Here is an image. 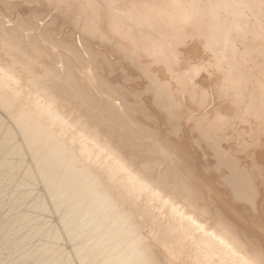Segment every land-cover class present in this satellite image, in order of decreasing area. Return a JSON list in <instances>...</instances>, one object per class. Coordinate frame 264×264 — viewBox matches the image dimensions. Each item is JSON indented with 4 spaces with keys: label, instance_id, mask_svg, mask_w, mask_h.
<instances>
[{
    "label": "bare ground",
    "instance_id": "obj_1",
    "mask_svg": "<svg viewBox=\"0 0 264 264\" xmlns=\"http://www.w3.org/2000/svg\"><path fill=\"white\" fill-rule=\"evenodd\" d=\"M47 1H49V0H47ZM55 1L57 2L55 4L60 6L68 0H55ZM73 1L78 2L76 9H79V11L83 14L82 18H83V16L86 17V18H84L85 19L84 23H82V21H80L82 24L81 23L78 24V26L80 24L84 25L83 29H81L80 32H82L85 28V30L87 32V33L84 32V34L86 33L85 35H87L88 33H92L94 36L95 35L97 36L98 34H100L99 31L102 30L103 26L101 27V30H98L99 28H97L96 21L99 19V16L101 14V13L99 14V10L103 11L104 9L105 10L107 9V11L110 12V13L108 12L109 13L108 17L110 18L111 23L114 26L116 33L117 32L120 33L122 31V34H125V33L130 34V32L132 31V30H130V28H132V27H130L131 25H129V22H127V21H129V15H130L129 10L132 11V9H129L128 7H123L122 11H121V9H120L121 8V6H120L121 1L120 0H119L120 2L118 0H78V1L73 0ZM124 1H127V0H122V2L125 4ZM128 1H130L131 3L133 2L132 4L137 3V5H136L137 7L135 5H134L135 7L130 6V8L131 7L133 8V11L131 12L133 14H131V15H134V17L136 18V21H134L135 19L132 20L133 18L130 15L131 16L130 22H132V24L134 22H136V23L138 22L139 24L142 25V26L140 25L141 27H139V29L137 30L138 35H136L135 40H136V38H137V40L140 39V40H138V42L141 41V43H143L145 41L144 46L140 45V46H142V48L144 47V51L147 50V51H149L148 53L153 52V53H155V55L158 54L159 57L160 56H161V58L164 57L165 60H170V58H172L173 55L176 58L177 51L175 50L176 47L174 46L176 40L178 42L181 40L180 38H184V36H187L189 33H193V32H194L193 33L194 35H198V34L201 35L202 34V35L206 36L203 38H204L205 43L208 41L207 42L208 46L210 43H211L210 45H213L215 43L218 45V43H220L219 45L222 44V49H223V46L226 47L225 42L227 44V41H230V40L233 41L234 38H232V35L230 34L231 29L235 23H238L236 20L239 19L238 17L242 12L240 7L237 4V2L240 4V1H242V0H222L225 3H227V5H226L223 2L224 6L225 5L227 6V11H228V13L226 12L225 14L221 13V11H220V10L225 9V8H221L218 10V7H217L218 1H216V0H128ZM52 2L53 1H51V2L49 1V3H52ZM115 2L117 3V5L115 4ZM131 3H130V5H132ZM242 4H245V6H247L246 3H242ZM248 4L252 9L253 8H259L261 11H258L259 9L258 10L254 9V11L256 10V12H257V13L255 12L256 14L255 13L254 14L256 15V17H258L257 16L258 12L259 13L261 12L262 14L260 13L261 14L260 18L263 17V20H264V16H263L264 15V0H250ZM51 6H53V4ZM54 6H56V5H54ZM124 6H126V4ZM251 8L250 9L248 8V10L252 14L254 11L251 12L252 11ZM123 9L124 10L127 9L128 12L124 11ZM0 10H1V8H0ZM5 11H6V13H8L7 10H5ZM107 11H106V14H107ZM125 12H127V13H125ZM27 14H29V13H27ZM254 14H253V17H254ZM12 15H14V14L12 13ZM49 15H51V14H49ZM80 15H78L79 18L81 17ZM1 20H3V19H1ZM42 20H44V19H42ZM39 21H40V19H39ZM76 21H78V20H76ZM259 21H258V23H259ZM1 22L2 21H0V23ZM99 22H100V20H99ZM3 23L5 25V22H3ZM139 24H138V26H139ZM148 24H151V25H148ZM15 25H17V24H15ZM128 25H129V27H128ZM145 25H148V27L151 26L149 28L152 30H150ZM152 25H153V28H152ZM256 25H258V24H256ZM136 26H135V28H137ZM251 26H252V24H251ZM259 26H260V24H259ZM4 27H6V26H4ZM11 27H13V26H11ZM256 27H258V26H256ZM19 28H21V27L19 26ZM236 28L240 30V29H244V26L242 24H238V25H236ZM133 29H134V27H133ZM2 30L0 32H2ZM27 30H28V28H27ZM39 30H41V29H39ZM247 30H250V29H247ZM43 31H44V29L42 30V32ZM45 31H46V28H45ZM233 31H235V30L233 29ZM250 31H248V32L250 33ZM104 32H102V33H104ZM115 32L113 34H115ZM123 32H125V33H123ZM236 32H238V31H235V34H237ZM135 33H136V31H135ZM249 33H247V34H249ZM253 33H254V30H253ZM32 34L30 33L31 37H32ZM41 34H43V33H41ZM41 34H40V36H41ZM6 35H7V33H6ZM25 35H29V34H25ZM103 35L104 34L101 35L102 38L100 36V39H103L105 41V38H107V36L105 38H103ZM117 35H119V34L117 33ZM239 35H242V34H239ZM31 37L29 36V38H31ZM98 37H99V35H98ZM125 37L127 38V35ZM188 37H190V35ZM188 37H186V39ZM11 38H13V36L10 35V39ZM20 38L22 39L21 36H20ZM39 38H41V37H39ZM108 38H110V37H108ZM114 38L115 37H113V39ZM128 38L133 39V35L132 36L128 35ZM197 38H199V37H197ZM227 38H228V40H227ZM18 40L19 39H17V43H21V40L19 42H18ZM46 40L48 41V39H46ZM108 40L106 42L110 43V41H112L110 39H108ZM10 41L11 40H9L8 43H10ZM43 41L45 42V40H43ZM13 42H15V41L13 40L12 43ZM35 42H36V40H35ZM35 42H33V43H35ZM49 42L50 41H48V43ZM0 43H1V41H0ZM24 43L25 42L23 41V44ZM27 43H28V41H27ZM4 44L5 43H3V45ZM131 44H133V46H135L134 43L131 42ZM13 45H14V43H13ZM21 45H22V43H21ZM24 45H22V46H24ZM96 45H98V44H96ZM113 45H115V44L113 43ZM113 45H111V46L113 47ZM227 45H229V44H227ZM230 45H233V42H232V44L230 43ZM8 46H9V44H8ZM19 46H20V44H19ZM55 46H56V44H55ZM89 46H91V44H89ZM138 46H136V47H138ZM233 46H235V45H233ZM1 47H3V46H1ZM10 47H12V46H10ZM40 47H42V46H40ZM74 47L73 46L71 47V48H73L72 50H74ZM77 47H80V46H77ZM121 47H123V46H121ZM248 47H250V45ZM16 48H17V46H16ZM116 48L120 49L118 46L114 47L115 50H116ZM31 49H33V48H31ZM37 49H38V47H37ZM81 49H83V48H81ZM94 49H95V52L97 54L96 46L94 47ZM97 49H99V47ZM122 49L125 51L127 49H125L124 47L121 48L120 51L122 52L121 54L123 55L124 51ZM194 49H196V48L194 47ZM50 50H53V49H50ZM89 50L92 51V49H89ZM227 50H229V49H227ZM30 51L32 52V50H30ZM33 51H36L35 45H34ZM142 51H143V49L140 51L141 54L144 52V51L143 52ZM231 51H232V49H231ZM253 51H255V49ZM17 52L18 51H16V53ZM31 52H30V54H31ZM51 52H54V51H51ZM51 52H49V56H50L49 59L54 58L53 55H52L53 57L50 55ZM131 52H128V50H127L125 52V54L131 53ZM138 52H139V49H138ZM12 53H11V57H12L11 59H14L13 61H15L16 65L21 63V64H23L21 66H26V64L29 62L28 63L29 65L33 64L34 66L39 65V67L40 66L42 67V65L44 64L46 66V68L49 67L47 65V63H45L43 61L41 64L36 63L37 60L32 61L33 56L35 58L36 55H33L32 58L31 57L26 58L27 56L25 55L26 57L22 58L23 57L22 55H24V54L13 53V54H15V55H13ZM39 53H41V52H39ZM43 53L45 54L46 51H43ZM145 53L146 52H144V54ZM148 53H146V54L149 55ZM81 54H82V52H81ZM132 55H127L126 56L127 59L131 60L130 56H132ZM20 56H22L21 59H20ZM165 56L166 57L170 56V57H169V59H167ZM8 57H10V56H8ZM36 57H38V56H36ZM85 57H87V56H85ZM115 57L116 56H114L113 58H115ZM119 57H120V55H119ZM174 57H173V59H171V61L174 60ZM40 58H42V56ZM65 58H66L67 62L70 59L69 56H66ZM132 58H133V60H135L134 55L132 56ZM30 59H31V61H30ZM116 59H117V57H116ZM122 59H124V57H122ZM127 59H126V61L123 60L124 62L121 61L122 63H124L123 66L127 65V63H126L128 61ZM140 59H142V58L140 57ZM10 60H9V62H10ZM63 60H65V59H63ZM71 60H73V59L71 58L69 60V63ZM111 60H112V58H111ZM157 60H159V59H157ZM13 61H11V65H12ZM39 61H41V60H39ZM159 61L161 62V60H159ZM9 62L6 63V65H8ZM138 62H140V61H138ZM162 62H164V61H162ZM173 62L174 61H172V63ZM229 62L231 64V66H233L234 69H235V67H237L239 65L237 63V60H235V59H231ZM142 63L144 64V62H142ZM142 63H141V65H142ZM170 63L171 62H169L167 64V66H169ZM70 64H72V63H70ZM95 64H97V63H95ZM131 64H132V61H131ZM136 64H138V63H136ZM6 65L0 64V111H1L0 112V210H1V208L5 202H7V205L8 204L10 205V209L6 213L1 212L2 215H4V216H2L3 219H2V217L0 219V264H5V262H6V264H7V262H9L11 264H75L76 263L74 261L75 257L79 261L80 264H161L160 261H159L160 263L158 262V260H157L158 258L155 259V255H153V253H152L153 251L151 250L152 248L149 247V243H148L149 240H147V237L143 234L142 227L139 224V220L135 219L137 213L140 217H144V219L146 220L145 225H147L150 233H152L155 236L159 232L161 233V236H163L165 241H162V240L160 241L158 238H156V237L155 238L158 239L159 240L158 242H160L162 244V250H163L162 252H165V253H163V254H166L165 256H167V254L169 255V257H167V258H169V260L174 261V260H172V258L173 257L176 258V260H177V261H175L176 263H172V264H264V251L263 252L261 251L262 249H260V247H261L260 245H258L259 248L257 246V244H259V243H257L258 242L257 236L259 234L258 235L256 233L254 234L255 238L257 240L253 239L254 240L253 241L252 239H250L251 235L249 236L250 233L248 232L249 230H252L250 228H254V227L257 228V232L258 231L260 232V230H262L264 232V229H262V227L259 228V226L257 225L259 218L255 221L256 226H253L254 224L250 223L251 222L250 221L249 222L250 228L247 226H246L247 227L246 228L244 224L247 225V223H245L244 220L242 221L240 216L236 220V217H238V216L235 217L234 214L231 213L232 211L234 212V210H229L230 208H228V205H226L228 202L224 203L222 201L220 203H217V204H213V202H214L213 201L212 202L213 206L214 205H216V206L213 207L212 210L205 211L206 208L204 207L205 205L203 206V203L201 204L202 207H201V205L197 204V202H198L197 200H198V196H199V195L197 196L198 192L197 193L194 192V191H200L201 192L202 188L200 190L198 187H197L198 190L194 189L195 188L194 186H193V188H191L189 185H191L192 181L190 183V181L188 180L189 182L187 181V183H190L188 185L186 183L185 179L181 178V180H180V177H182V176H180L179 173H175V174L172 173V175L175 177V180H176V181L174 180V177H171V179L173 178L174 183L172 182V180H170L172 183L169 181V179L165 180V177L167 178V176L165 175L166 174L165 172H163V174H161V176L158 175L156 177H152L151 175L147 174L146 170L149 169L148 168L149 165H147L146 163H149L151 161L147 162V159L146 160L144 159L147 156V152L145 155V152H143L142 149H141V151L144 153L145 157L143 158V160L139 161L141 163V165L140 166L136 165L138 167H135L136 163H134L135 162L134 160H137L138 158L133 159L132 157L136 153L133 152L134 154L131 155L132 157H130V155H129L130 153H128L126 150L127 147L123 146L125 148L124 150L121 149L122 147L121 148L119 147V144L122 143L120 141H122L123 139L132 140L133 138H135V137H133L131 139V136H129V135L127 136L128 132L123 134V132H125L124 127L126 125L123 127L124 130L121 129V130H123L122 134L123 135L126 134L125 136H123L120 133L121 132V130H119L120 128L118 129V127H119L118 124H117V127L115 126V124L112 125V126L116 127V128L115 127L114 128H115V130L117 129L118 132L114 131V130L112 131V129H114V128H110L112 126L109 127V130L107 129L108 133H102L101 130L98 129V128H100V127H98L100 125L99 121L100 122L103 121V122H101L102 123L101 126L103 124L106 125L108 123L106 120V117H107L106 115H105L106 117L104 118L105 121L103 120V116L101 117L102 120H101L100 116L98 117V119H97V117H95L97 120V123H98L97 127L95 126L97 129L94 127V125H96V122L92 126L91 124L93 122L89 121V124L91 123L89 125V124H87L88 122H86V121L84 122V120L77 118L79 116L81 117L82 112H80L79 116L76 117L77 121L75 120L74 117H73V119L75 121L72 119V115L75 112H77L78 109H77V111L72 113L73 110H76L75 109L76 107L74 108V106H73V108H72V106L70 104V102H71L70 98L68 100L66 99V101H65L66 94L64 93V90H62V88H61V87H64L62 85L64 83H67V84H65V86L66 85L68 86V84L70 82H72L71 85L74 83L81 90L79 88L77 90L76 86L74 84L73 85L75 87H72L70 89H73V92H74V89H76L77 91L80 90V93L83 92V94H84L86 91L83 90L82 87H90V84L88 85V83H87L88 86H85L86 82L83 81V79H80L79 77L78 78L81 80V82L79 79L78 80L75 79V78H77L76 75L73 77H74V80H77V81H74L72 78V75H70L66 71V75H65V73L63 74L64 79L63 78L62 79L65 80V79L69 78V79H71V81H69V82L61 81V82H63V84L60 85L61 87L60 86L59 87L61 88V92L64 93V95H65L64 96V95H62V93L59 94V91L57 92V90H54L55 87L53 89H51L52 87L50 85L54 86L53 85L54 81L51 84L49 83L50 80H48L49 82L45 81L48 78L51 79L50 76L53 75L51 72L55 68L54 66L50 65L53 68V69H51L52 71L50 70V68H47V69H49V74L51 73V75L48 76L49 74H47L48 78L46 79L47 76L45 77V75H46L45 71L47 72V70L45 69L44 66H43L44 70L42 68L41 69L43 70V72H44L43 74H45V75H42V73H36L38 70H35L34 67L28 65L27 67H29V69L31 68V70H33L32 68H34V70L36 71L35 72L36 75L33 74L34 76H32L30 78L28 77L29 78V80H28L29 84H27V83L25 84L23 80L21 82V80H20L21 74H19V75L17 74V72L15 70L16 68L11 69V67H14V65H12V66L10 64H9L10 66L9 65L6 66ZM73 65L74 64H72V66ZM172 65L173 64H170V67L172 69L171 73L173 75H175L177 78L181 79L183 82H185L184 80L186 78H188L187 77L188 69L187 70L181 69L180 71H177L176 69L172 68ZM55 66H57V65H55ZM112 66H113V64H112ZM115 66L117 67V70H118L119 68L117 65H114L113 68H115ZM132 66H133V64H132ZM67 67H69V65ZM170 67H169V69H170ZM239 67H240V65H239ZM17 68H18L17 70H19V67H17ZM82 68H83V66H82ZM140 68H142V67H140ZM145 68H147V67H145ZM148 68H149V66H148ZM243 68L244 67L240 68V70H236V69L235 70L238 73L242 74ZM23 69H24V67H23ZM151 69H157V68L154 67ZM39 70H40V68H39ZM73 70H71V71L69 70V72H73L71 74H75ZM76 71L77 70H75V72ZM95 71L96 70H93V72H95ZM147 71H148V69H147ZM147 71H145L146 74L149 72V71L148 72ZM247 71H249V70H247ZM131 72H133V71H131ZM58 73H60V72H58ZM58 73L54 74V77H56V75H58ZM150 73L151 72H149L148 74H150ZM247 73H245V76L249 75V73L248 74ZM67 74H69V75H67ZM125 74L123 77L126 76ZM151 74L149 76H151ZM160 74H163V71ZM40 75H41V77H40ZM64 75H65V77H64ZM77 75H78V73H77ZM158 75L159 74H157L156 76H158ZM191 75H192V73H191ZM43 76L45 77V80H43V78H44ZM78 76H80V75H78ZM101 76H102V74L100 75V77ZM147 76L148 75H145V77H147ZM152 76H154V75H152ZM189 76H190V74H189ZM37 77L39 79H41L42 77L43 78L41 80H39ZM54 77L52 79H54ZM163 77H164V74H163ZM156 78L157 79H155V80H158L156 82L161 84L162 82L161 81L159 82L158 77H156ZM152 79H150L152 82L155 81ZM188 79H190V78H188ZM93 80H94V78H93ZM95 80H96V78H95ZM103 80H102V82L105 84L106 79L103 78ZM126 80L127 79H125V81ZM160 80H162V78ZM56 81H58V80L55 79V84H56ZM129 81H131V79H129ZM137 81H139V80H137ZM82 82H85V83H82ZM97 82H98V80H97ZM107 82H106V84H108L107 87L108 86L110 87L109 84H111V83H109V81H107ZM152 82H151V84H152ZM187 82H189V80L186 81V84H189V85H185V83H184L185 88L192 91V93L195 94L198 90V89L196 90V88H199V86L201 84L197 83L193 80H191L190 83H187ZM58 83L60 84V82H57V84ZM103 83H101V86L103 85ZM151 84H149V85L152 86L151 87L152 89H154V87L159 86V85L155 86V85H153V84L151 85ZM96 85H99V84H96ZM170 85H171V82H170ZM70 86H68V87H70ZM163 86H164V83H163ZM206 87L208 88V86H206ZM48 88H50V90H48ZM111 88H112L111 94H112L113 90L117 91L116 89H113L114 88L113 86ZM160 88H161V90H159L160 96H162L164 98H166L167 96H171L170 92L167 91L166 88L162 87V84H161ZM173 88L171 87L172 90H173ZM65 89H67V87ZM102 89L103 88L101 87V90ZM152 89H151V91H152ZM155 89H154V91H157ZM58 90H59V88H58ZM120 90H122V87ZM125 90L126 89L124 87V91ZM143 90H142L143 95H140L141 90L139 91L140 93L138 92L139 95H137L138 94L137 92H136L137 94H135V92L133 91L134 96L137 95V97H138V99H137V97H135V99H137L139 101V103L137 100H135V101L138 103V107H140V109L146 108V107H142L141 106L142 104H140L141 102L143 103L142 99L139 100V98L141 96L142 97L144 96ZM54 91L58 93V96L62 95V98H64V100L58 99V97H55V95H57V94L54 93ZM65 91L68 92L67 94L69 96V94H70L69 90L68 91L65 90ZM77 91H76V93H77ZM104 91H102V92L104 93ZM122 91H120V92L123 93ZM126 91H128V93L130 92L129 90H126ZM199 91L197 92L198 94H200ZM205 91L206 90L202 91V92H204L202 94L203 96L205 95ZM73 92L71 90V97L73 99L80 97L77 94H76L77 96L75 97V95H74L75 92H74V94H73ZM120 92L118 91L117 93L119 94ZM89 93H92V92H89ZM121 93L119 94V96H122ZM83 94H81V95H83ZM93 94L94 93H92V95ZM114 94H112V97H113V95L115 97H117L115 92H114ZM127 94H126V98L128 97ZM129 94H131V92ZM154 94H155V92H154ZM206 94H207V91H206ZM86 95H90V94H87V92H86ZM108 95H110V94H108ZM147 95H148V93L145 96H147ZM150 95H149V97L152 98V96H150ZM156 95H153V96H156ZM172 95L174 96L175 93H173ZM94 96H95V94L91 97H94ZM123 96L124 97L122 98V100L125 98V95H123ZM205 96L207 98V95H205ZM86 97L84 94V97L82 99H80L81 101L78 98L77 101H75V102L73 101L74 104L72 102L71 103L73 105H75V103L77 102V105L79 106V102H78V100H79L81 102V104L84 102L83 105L86 103H87L86 105H88V103L90 104V102H88V101H90L92 98L90 99L87 97L89 100L86 102L87 99L84 100V98H86ZM176 97L174 96L173 99H175ZM178 97H180V95ZM96 98H97V96H96ZM101 98H102V96H101ZM184 98H187V97H183V99ZM113 99H116V98H113ZM154 99H155V97H154ZM168 99L169 98H167V101L165 99L167 107L169 104ZM176 99H178V98H176ZM60 100H63L65 102V104L61 103V105H60V102H61ZM82 100H83V102H82ZM175 100H173L174 103H175ZM178 100H182V99L180 98ZM184 100L182 103L185 106L186 103L184 102ZM58 101H60V102H58ZM96 101H94V103H96ZM124 101L125 100H123V102ZM144 101H146V100L144 99ZM147 101H148V99H147ZM150 101H151V99H150ZM150 101L147 103L148 105L151 103ZM66 102H68L70 104L71 108L73 109V110H71L72 114L70 113L69 115H67L69 108L68 109H66V108L68 107L69 104ZM104 102H106V101H104ZM131 102L134 103L133 100H131ZM153 102L151 104H155ZM186 102H188V101L186 100ZM92 103H93V100H92ZM94 103L92 104L91 108L95 105ZM127 103H125L126 106L125 105L124 106L125 107L128 106L127 107V109H128L130 107V105L129 104L127 105ZM105 104L106 103H103L104 107L110 103H108L106 105ZM176 104H178L179 106L181 105L179 103H176ZM62 105H67V107L65 106L66 107L65 109L68 110L67 112L65 110V113H63L64 108H62ZM96 105H98V107H99V105L102 106V104H97V103H96ZM171 105L169 106V108L167 110H166V108L163 107V109L165 110V113H167L168 110H170V113H171V107H172ZM134 106H137V105H134ZM143 106H145V104ZM174 106H175V104L173 105L172 110L177 111V113L185 112L183 109L181 112L180 111L178 112V110L174 109ZM179 106H177L178 109H179ZM84 107L81 108V106H79L78 107V108H80L79 111H81ZM104 107H100V108L102 109ZM106 107H108V106H106ZM112 107H110V110L112 109L114 111L115 109ZM155 107L154 108L150 107V109H152V110L156 109L157 107L156 108ZM86 108H88V110ZM188 108L186 107V109L189 112ZM94 109H96V108H94ZM129 109L126 110V108H125V110L127 111V114L130 113L128 111H131V110L135 111L136 110V109H131V108H129ZM2 110H3V112H2ZM89 110H90L89 106L88 107L86 106L83 109L82 116L84 117V119L86 118V120L88 119L89 116L92 118V114L89 115V113H91V112H88ZM91 110H93V109H91ZM107 110H104V111H107ZM144 110L145 109H143L144 113L150 112V111H144ZM146 110H147V108H146ZM95 111L96 110H94L93 113ZM97 111L100 112L101 110L99 111V108H98ZM123 111H124V108H123ZM138 111H139V108H138ZM196 111H197V108H196ZM110 112H108L107 115H109ZM135 112L138 113L137 111H135ZM139 112H141L143 114L142 110ZM77 113H79V112H77ZM77 113H76V115H77ZM84 113L85 114L88 113V114H86L88 116L86 117V115ZM160 113L158 115H161L164 112H162L161 114ZM101 114H104V113H101ZM113 114H114V112H113ZM148 114H150V113H146L145 116L143 114V116L144 117L149 116V118H152ZM152 114H153V112H152ZM171 114L175 115L174 111ZM171 114H169V115H171ZM181 114L180 115L182 117H183V114L187 116V114H185V113H181ZM195 114L194 115L190 114V116L192 115L194 118V116L198 115V114L197 115H195ZM125 115H126V113H125ZM164 116L166 117L167 114ZM178 116H179V114H177V116L175 115V117L173 116V118H176L177 120L180 119L179 122H181V117L179 118ZM186 116H184L185 119L186 120L189 119ZM190 116H188V117H190ZM153 117H155V116H153ZM93 118H94V116H93ZM93 118L91 120H93ZM107 118H109V117H107ZM190 118L192 119V122H194L193 120H196V118L195 119H193L192 117H190ZM152 119H154V121L153 120L152 121L155 122V118H152ZM108 120H110V119H108ZM174 120H173V122H175ZM80 121H82V122H80ZM138 121L139 120L137 119V124H138ZM78 122L80 124H78ZM104 122H106V123H104ZM114 122L116 123V121H113V123ZM162 122L164 123V121H162ZM197 122H199L198 119H197ZM197 122H195V123L197 124ZM121 123L123 125L126 124L125 122L123 123L122 121H121ZM176 123H177V121L175 122V124ZM200 124H201V122H199L198 126H200ZM171 125H172V123H171ZM108 126H109V124H108ZM141 126L140 127L143 128V125H141ZM162 126H163V124H162ZM106 127H107V125H106ZM106 127L104 128V126H103L102 129L104 128L106 130ZM126 127H127L126 131H128L129 125ZM172 127L174 128L175 125L171 126V128ZM187 127H189V126H187ZM144 128H145V126H144ZM147 128L150 129V127H148V126H147ZM157 128H159V127H157ZM171 128L170 129L168 128V129L171 130ZM176 128H174L173 130H175ZM200 128H202L201 131H202V134L204 136V137L203 136L202 137L200 136V137L202 139L206 138L204 140H206L208 142L210 141V143H212V144L209 143L210 146L214 144L215 139L216 140L218 139V141H216L217 143H215L216 146H214V148L218 152V155L220 157H222L221 158L222 160L221 159L219 160L218 159L219 156H217V161H220L221 163L223 161L224 163H222L223 165H221V163H220V165H218L217 168L219 166H223V170L220 168L221 169L220 173L224 174V172H226V170H224V169L227 168V167H225V165H226L225 163H227V165L229 167L228 169H230V170H228L230 172V174H228L226 172L228 175L225 173L226 176L225 175H223V176H225V178L228 176L227 177L228 182L230 183V187L232 188L233 192L236 194V197H238L239 199H244V200L247 199L245 197L248 195V191L252 188L251 187L248 189V187H250V185H251V179H250L251 176L249 177V174L253 175V173H250L247 169H244L243 168L244 164H243V166L240 165L241 161L235 163V160H237V159L233 160L234 156L231 155L233 158L232 157L229 158L230 156L227 157L228 151H225V149H224L225 147L220 146L219 142L221 143V141H223L221 139L229 138L228 134H224L223 136L220 134L221 136H218V135L216 136L217 132L214 133L213 131H211V127H209V124L201 125ZM104 129L102 131H104ZM150 130H154V129H150ZM155 130H154V132H155ZM165 130L167 131L166 128H165ZM173 130H171V131H173ZM190 130H191V128H190ZM111 131L113 132V135L120 134V136L117 138V140L115 138V140L117 142L119 141L118 142L119 144H117V142H115L113 139H111V140H113L114 143L107 140V138L109 136H112V134L110 133ZM177 131H179V130H177ZM198 131H200V129ZM114 132H116L117 134ZM154 132H153V134H155L154 136H156L157 134L160 133L159 131H158L159 133L156 132L157 134ZM168 132H170V131H167L166 133H168ZM193 132L194 131H192V133H191L192 135H193ZM211 132L214 133L213 136H212ZM187 133H188V131H187ZM103 134H106V135L108 134L107 135L108 137H105V135L103 136ZM148 134L150 135L151 133H148ZM153 134H151L150 138L152 137ZM169 135H170V133H169ZM195 135H194V137H195ZM188 136H189V134H188ZM128 137H130V138L127 139ZM167 137H168V135H167ZM113 138H114V136H113ZM180 138H181V136H180ZM180 138H178V139H180ZM183 138H185V137H183ZM190 138H191V136H190ZM196 138H195V140H196ZM208 138H210V140ZM108 139L110 140V138H108ZM155 139L156 138H154V140ZM159 139H160V137H159ZM159 139L157 138V140H159ZM191 140H194V138H192ZM196 141L200 142V140H196ZM212 141H214V142H212ZM109 142H111V143H109ZM145 142H146V140H145ZM170 142H171V140H170ZM180 142H182V141H180ZM197 142H195V143H197ZM115 143L118 145V147L116 146ZM128 143L126 142L125 144L130 146V144H128ZM148 143H150V142H148ZM151 143H153V142L151 141ZM168 144L173 145L170 148H174V146H175L174 144H172V142L169 143V141H168L166 143L167 148L170 146V145L167 146ZM198 144H196V145H198ZM120 146H122V145L120 144ZM132 146H134V145H132ZM135 146H137V145H135ZM200 146H202V145H200ZM140 147H141V145H140ZM118 148H120V149H118ZM129 148H131V146ZM175 148H177V144H176ZM214 148L212 146L213 150H214ZM164 149L166 151V148H164ZM215 150H214L215 153L214 152L213 153L216 156L217 153ZM141 151L138 153V156L142 155ZM150 151L152 152L153 150L149 149V153H150ZM176 151L177 152L179 151L177 153V154H179L182 150L180 151L177 148V150H175L174 152H176ZM185 151H187V149L186 150L184 149V152H182L184 156H185V154H184ZM194 151H196V150H194ZM160 152H161V150H160ZM188 152L186 153L187 155H189V156L193 155V152H190L191 154H189ZM202 152H204V150ZM140 153H141V155H140ZM164 154H166V153H164ZM230 154H231V151H230ZM179 155L182 158L181 153ZM196 155L200 156L199 152ZM228 155H229V153H228ZM189 156H187V158H189ZM193 156L195 157V155H193ZM197 156H196V159L198 160ZM139 158H141V157H139ZM161 158H163V156ZM235 158H236V156H235ZM190 159H188V160H190ZM199 159H200V157H199ZM207 159H208V156H207ZM238 159H240V158H238ZM241 159H243V158L241 157ZM138 160H140V159H138ZM160 160H162V159H160ZM169 160H170V158H169ZM158 161H159V159L158 160H156V158L153 159V161H152L153 164H150L151 170H152V168L154 169V167H152V165L154 166ZM162 161H164V159ZM170 161L172 162V160H170ZM208 161H209V159H208ZM237 161H239V160H237ZM205 164H207V163H205ZM139 167L140 168L142 167L143 169H139ZM201 167H203V166H201ZM214 167L216 168L215 165H214ZM244 167H246V166H244ZM174 170H178V168H176ZM187 170H190V169H187ZM193 170H194V168H193ZM210 170H211V166H210ZM218 170H219V168H218ZM245 170H247L249 174ZM196 172H198V171H196ZM191 174H193V173H191ZM211 174H212V172H211ZM221 174H220V176H221ZM214 175H217V174H214ZM214 175H213V177H215ZM193 177H194V175H193ZM161 178H164L165 182H162L163 184H161V180L163 181V179H161ZM183 178H185V176H183ZM253 178H254V175H253ZM255 178H254L253 182L255 181V184H256ZM193 180H197V179H193ZM208 180H209V177H208ZM212 180H217V178H215V179L212 178ZM209 181H211V179ZM37 182L44 184V186H45V189L43 190V191H45L44 193H40V191H39L40 194H35L36 190L34 189L35 186H33V185H35V183H37ZM194 182H196V181H194ZM194 182H193V184H194ZM201 182L203 183V181H201ZM226 182H227V180H226ZM226 182H225V184L227 185ZM202 183L200 185L199 184L198 185L200 187H202L203 186ZM206 183H208V182H206ZM213 183H214V185L213 184H210V185L215 186V184L217 182L213 181ZM210 185H209L210 188H208V190H205V187H204L205 191L202 190L203 193L205 192V194H206V191L208 192L209 189L211 190L212 187ZM217 185L218 184H216V186ZM204 186H206L205 183H204ZM216 186L214 187L213 190H215V188H216V190L218 188H220V187H216ZM255 186L257 187V185H255ZM224 187H226V186L224 185ZM258 187H259V185H258ZM226 189H224V190H226ZM257 189H260V187ZM213 190H211L212 194H213ZM255 190H256V188H255ZM222 192L223 191L221 189V193ZM225 192L227 193V190ZM225 192H223V193H225ZM249 192L251 195V192H253V191H249ZM209 193H210V191H209ZM221 193H218L219 196H221L220 195ZM218 194H216V196L210 195L212 198L213 197L216 198V199L214 198L215 202L219 198V196H217ZM252 194H254V193H252ZM207 195L208 194H206V196ZM258 195H260V194H258ZM46 197L48 199L50 198V201H51L50 203L53 204V208H54L53 211H55L56 213H59V220H60L59 222L65 231V235L62 233L61 228L57 223H56L57 225L56 224L54 225V223H53L52 226H50V225L48 226L45 222H42V221H44V219L42 221L40 220L41 214H39V212L40 211L45 212L46 210H49L47 207V204L44 202ZM202 197H203V195H202ZM248 197H250V196L248 195ZM261 197L264 198V196H260V198ZM255 198H256V196L254 197L253 200H255ZM202 199H204V198H202ZM219 199L217 200L218 202H219ZM229 199H233V198H229ZM248 199H249V201H248ZM248 199H247L248 202L251 201L253 203L252 204L250 202V204L255 205L254 204L255 201L253 202V200H250V198H248ZM123 200H126L128 203L124 202ZM208 200L209 199L206 198L205 201H208ZM260 200H262V199H260ZM209 201H208V203H209ZM233 201H235V200H233ZM200 202H201V200H199V204H200ZM230 202H232V201L229 200V203ZM257 202H258V200H257ZM209 205L212 208L211 203H209ZM232 205H237L236 208L238 207V204L233 203ZM257 205H255L256 207L254 206L255 209L258 207ZM24 206L28 207V211H26V212L20 211V209L23 208ZM49 206H51V205H49ZM259 206H260V204H259ZM51 211H52V209H51ZM204 211L207 212L208 215H206L204 213ZM238 211H239V209H238ZM258 211L260 213V209L258 210V208H257V212ZM202 212H203V214H202ZM12 213H13V215H11ZM245 214L246 213H244V215ZM246 215H248V214H246ZM249 215H250V212H249ZM245 216H244V218H245ZM248 217H249L248 220H250L251 218H253V215L251 214ZM259 217H260V215H259ZM254 218H255V216H254ZM238 219L239 220L241 219V221L244 224H242V222L239 221ZM246 219H247V217H246ZM234 220H235V222H234ZM248 220H246V221L248 222ZM236 221H238V222L236 223ZM253 230H256V229L254 228ZM262 231H261V234H262ZM250 232H252V231H250ZM253 233L254 232H252V235H253ZM63 235L66 236L70 240V242L73 243V245L72 244L71 245L73 246V251H74L73 253L75 254V256H74V254L72 256L71 252L70 253L66 252V250L64 249L65 247L62 246L63 243H60L64 238ZM36 236L40 237L39 238L40 242H38L37 244H35V243L31 244L30 242H31L32 238L34 239V237L36 238ZM262 236H263V234H262ZM260 238H261V236H260ZM260 238H259L260 241L262 239H264V237L261 239ZM255 241L257 244H255ZM261 243H262V241H261ZM262 245H264V243H262ZM263 247H261V248H263ZM183 249H185V251ZM5 251H8L7 252L8 257L7 256L5 257V255H6V254H4ZM180 253H183V256L180 257L179 256ZM15 254H18V255H15ZM4 257H5V259H4ZM169 260H167V261H169Z\"/></svg>",
    "mask_w": 264,
    "mask_h": 264
},
{
    "label": "rangeland",
    "instance_id": "obj_2",
    "mask_svg": "<svg viewBox=\"0 0 264 264\" xmlns=\"http://www.w3.org/2000/svg\"><path fill=\"white\" fill-rule=\"evenodd\" d=\"M9 1V2H8ZM49 1L51 2V1H53L52 3H49ZM49 1H45V0H0V8H1V10H0V21H2L1 23H0V31L2 30V32H0V41H1V43H0V64H3V65H6V63H8L9 62V60L12 58L11 57V53L13 52V53H16V51H18L17 53H22V54H24V55H22V56H20V59H21V57L22 58H25L26 56V58H32V56L33 55H36V56H38V57H36L35 56V58H34V56H33V58H32V61L33 60H37V62L36 63H42V61L43 62H45V63H47V65L49 66V67H47V68H50V70L51 69H53L50 65H52V66H54L55 68L53 69V71L55 72H53L52 70V76H50L51 75V73L49 74V69H47L46 68V66L43 64L42 65V67L40 66L39 67V65H37V66H34L33 64L31 65H29L28 63V65L29 66H32V67H34L35 68V70H38L37 72L34 70V68H32L33 70H31V68L29 69V67H27L28 65L26 64V66H21V65H23V64H21V63H19L18 65H16L15 64V61H13L14 59H11L10 60V62H9V64L11 65V61H13V63H12V65H14V67H11V69L12 68H16L15 70H16V72H17V74L19 75V74H21L20 75V80H21V82H22V80L24 81V83L26 84H29V78L30 77H32V76H34V75H36V73H42V75H45V77L47 76V74H49L48 76H50V78L51 79H49L48 78V76L46 77V79L47 80H45V77L43 78V80H45V81H47V82H49L48 80H50V84L51 83H53V81H54V86H52V85H50L49 87L51 88V89H53L54 87H55V89L54 90H57V92L59 91V94H61L62 92H61V88H62V90H64V93L66 94V98H65V101H66V99L68 100L69 98L71 99L70 101L74 104V102L75 101H77V99L79 98V100L80 99H82L83 97H84V94H85V97L87 96L88 98H92L90 101H88L89 99L86 97V98H84V100H86V102L88 101V102H90V104L88 103V105H86V104H84L83 105V100H82V104H81V100L79 101L78 100V102H79V106H81V108L82 107H88L89 106V111L88 112H91V113H89V115H91L92 114V118H93V116H94V118L95 117H97V119H98V117L100 116V118L103 116V120L105 121V117L107 116V117H109V118H107L106 117V120H107V127H106V125L105 124H103L102 126H101V122H103V121H99V123H100V125L98 126V127H100V128H98L99 130H101V132L102 133H108V131H107V129L109 130V127L110 126H112V125H114L115 124V126L117 127V124L119 125V127H118V129L119 130H121V129H123V127L126 125V126H128L129 125V127H128V131H126L127 129V127L125 126L124 127V131L125 132H123V130H121V134H122V132H123V134L124 133H126V132H128L127 133V136L129 135V136H131V139L133 138V137H135V138H133L132 140H130L129 138L130 137H128L127 139H129V140H125V139H123L122 141H120V142H122V143H120L122 146H120V144L116 141L117 140V138L120 136V134H117L116 132H114V133H116L117 135H113V130L114 131H117L118 132V130L116 129L115 130V126H112V127H110V128H114V129H112V131L110 132L111 134H112V136H107L106 134H103V136L105 135V137H108V138H110V140L107 138V140L108 141H111V142H113L114 143V141L115 142H117V144H119V147L121 148V149H125L124 147H127L126 148V150H127V152L128 153H130L129 155H130V157H132L131 155H133L134 153L133 152H135L136 154H134L133 155V159H140V160H134L133 162L134 163H136L135 164V167H138V166H140L141 165V163L139 162V161H141V160H143V158L145 157L144 156V153L143 152H145V155H146V152H147V156H146V158H144L145 160L147 159V162L148 161H151V162H149V163H146L147 165H149L148 166V168L149 169H145L146 171H147V174H149V175H151L152 177H156V176H158V175H160L161 176V174H163V172H165L164 174L167 176V178L165 177V180L166 179H169V181L170 180H172V182L174 183V180H175V177L172 175V173L173 174H175V173H179V175L180 176H182V177H180V180H181V178L182 179H185L186 180V183H187V181L189 180L190 181V183H191V181H192V183H191V185H189L190 183H187L191 188H193V186L195 187L194 189H197L198 190V188H199V190L201 189V192L200 191H194V192H198L197 193V196H198V202H197V204L198 205H201L202 203H203V206L206 208V210L205 211H209V210H212L213 209V207H215L216 205H214L213 206V204H217V203H220L221 201L222 202H228L226 205H228V208H230L229 210H234V212L232 211L231 213H233L234 214V216L236 217V216H238V217H236V220H237V218H239V216H240V218L242 219V221L244 220L245 221V223H247V225L246 224H244L242 221H241V219L239 220V221H241L242 222V224H244L245 225V227L247 226V227H249L250 226V223H253L254 225L253 226H256L255 225V221L259 218V220H258V223H257V225L259 226V228L260 227H262V229H264L263 227H264V198L263 197H261L260 198V196H264V20H263V17H261L260 18V16H261V14L258 12V14H257V16L258 17H256V10H258L259 8H251L250 6H249V1L250 0H242V1H240V4L237 2V4H238V6L240 7V9H241V14L239 15V19L238 20H236L238 23H235L234 25H233V27H232V29H231V35H232V38H234L233 39V41H227V44H229V45H227L226 44V42H225V46L226 47H224L223 46V49H222V44L221 45H219L220 43H218V45L215 43V44H213V45H210L209 43V46L207 45V42L205 43V41H204V38L203 37H206V36H204V35H194L193 33H189L187 36H184V38H180L179 40L180 41H178L177 42V40H176V42H175V47H176V51H177V55H176V58L174 57V55H173V57H174V60H172V61H174L173 63H172V61H171V59H173V57L172 58H170V60H165V58L163 57V58H161V56L159 57V55L157 54V55H155V53H148L149 51H147V50H145L144 51V47L142 48V46H144L145 44H144V42L143 43H141V41H139L138 42V40H140V39H138L137 40V38H136V40H135V37H136V35H138V29H139V27H141L142 25L141 24H139L138 22L136 23V22H134V21H136V18L134 17V15H131V14H133V13H131L132 11H133V8L131 7L130 8V6H136L137 5V3L136 4H132L130 1H124L125 2V4H126V6H124L125 4L122 2V0H118L120 3H121V11H122V8L123 7H128L129 9H132V11L131 10H129L128 8V10H129V13H130V15L132 16V20H134L133 22V24H132V22H130V15H129V21H127V22H129V25H131L130 27H132V28H130V30H132L131 32H130V34L129 33H125V32H123V33H125V34H122V31L119 33V32H117L119 35H117V33L115 32V28H114V26L112 25V23H111V20H110V18L108 17V14L110 13L109 11H107V9L104 11H100L99 10V14H100V16H99V19L96 21V25H97V28H99L98 30H101V27H102V32H104V33H102L101 31H99V33L100 34H98L99 35V37H98V35L96 36H94L92 33H88L87 35H85L87 32H86V30H85V28H84V30L82 31V32H80L81 31V29H83V27H84V25H81L82 23H84L85 22V19L84 18H86V17H84L83 16V18H82V13L79 11V9H76L77 8V5H78V2H74L73 0H68V1H66L64 4H62V5H57V4H55V3H57L55 0H49ZM76 1H78V0H76ZM216 1H218L217 2V7H218V10L219 9H221V8H225V9H222V10H220L221 11V13H228V11H227V3H225L224 1H222V0H216ZM2 2V3H1ZM25 2V3H24ZM130 2L132 5H130V3L128 4V3ZM222 2V3H221ZM223 2H224V4H226L225 6H224V4H223ZM242 3H246L247 4V6H245V4H242ZM8 4V5H7ZM10 4V5H9ZM53 4V6H51ZM76 4V5H75ZM102 4V3H101ZM115 4L117 5V3L115 2ZM47 5V6H46ZM54 5H56V6H54ZM72 5V6H71ZM103 5V4H102ZM129 5V6H128ZM222 5V6H221ZM8 6V7H7ZM66 6V7H65ZM69 6V7H68ZM75 6V7H74ZM134 6V7H135ZM220 6V7H219ZM249 6V7H248ZM55 7V8H54ZM72 7V8H71ZM137 7V6H136ZM17 8V9H16ZM248 8L250 9H252V11L251 12H253L254 11V9H256L252 14L249 12V10H248ZM21 9V10H20ZM127 9L126 10H124V11H127ZM243 9V10H242ZM5 10H7L8 11V13H6V11ZM55 10V11H54ZM225 10V11H224ZM246 10V11H245ZM27 11V12H26ZM79 11V12H78ZM106 11H107V14H106ZM111 11V10H110ZM258 11H261L260 9L258 10ZM78 12V13H77ZM109 12V13H108ZM128 12V11H127ZM127 12H125V13H127ZM247 12V13H246ZM256 12V13H255ZM12 13L14 14V15H12ZM27 13H29V14H27ZM74 13V14H73ZM103 13V14H102ZM255 13V14H254ZM3 14V15H2ZM49 14H51V15H49ZM81 14V15H80ZM253 14H254V17H253ZM260 14V15H259ZM12 15V16H11ZM25 15V16H24ZM58 15V16H57ZM76 15V16H75ZM78 15H80L81 17L79 18V16ZM107 15V16H106ZM243 15V16H242ZM21 16V17H20ZM74 16V17H73ZM78 16V17H77ZM107 18H106V17ZM264 16V15H263ZM25 17V18H24ZM28 19H27V18ZM33 17V18H32ZM102 17V18H101ZM241 17V18H240ZM79 18V19H78ZM256 18V19H255ZM259 18V19H258ZM1 19H3V20H1ZM36 21H35V20ZM39 19H40V21H39ZM42 19H44V20H42ZM15 20V21H14ZM27 20V21H26ZM71 20V21H70ZM74 20V21H73ZM76 20H78V21H76ZM99 20H100V22H99ZM131 20V21H132ZM233 20V19H232ZM257 20V21H256ZM260 20V21H259ZM263 22H262V21ZM43 21V22H42ZM51 21V22H50ZM80 21H82V23L80 22ZM235 21V22H236ZM258 21H259V23H258ZM3 22H5V25H4V23ZM12 22V23H11ZM16 22V23H15ZM42 22V23H41ZM255 22V23H254ZM20 25H19V24ZM37 23V24H36ZM79 23H81L79 26H78V24ZM100 23V24H99ZM13 24V25H12ZM15 24H17V25H15ZM39 24V25H38ZM128 24V23H127ZM138 24H139V26H138ZM238 24H242L243 26H244V29H237L236 28V25H238ZM251 24H252V26H251ZM256 24H258V25H256ZM259 24H260V26H259ZM10 25V26H9ZM26 25V26H25ZM48 25V26H47ZM129 25H128V27H129ZM134 25V26H133ZM137 25V26H136ZM141 25V26H140ZM148 25H151V24H148ZM148 25H145V26H147L148 27ZM157 25V24H156ZM4 26H8L7 28L6 27H4ZM11 26H13V27H11ZM19 26L21 27V28H19ZM28 26V27H27ZM36 26V27H35ZM39 26V27H38ZM41 26V27H40ZM109 26V27H108ZM135 26L137 27V28H135ZM144 26V25H143ZM158 26V25H157ZM254 26V27H253ZM256 26H258V27H256ZM23 27V28H22ZM33 27V28H32ZM76 27V28H75ZM78 27V28H77ZM80 27V28H79ZM82 27V28H81ZM111 27V28H110ZM133 27H134V29H133ZM149 27H151V26H149ZM148 27V28H149ZM250 27V28H249ZM252 27V28H251ZM263 27V28H262ZM2 28V29H1ZM7 30H6V29ZM16 28V29H15ZM25 28V29H24ZM27 28H28V30H27ZM45 28H46V31H45ZM63 28V29H62ZM113 28V29H112ZM152 28H153V25H152ZM257 28V29H256ZM10 29V30H9ZM18 29V30H17ZM34 29V30H33ZM39 29H41V30H39ZM44 29V31L42 32V30ZM53 29V30H52ZM78 29V30H77ZM150 29V28H149ZM233 29L235 30V31H238V32H236L237 34H235V31H233ZM247 29H250V30H247ZM5 30V31H4ZM30 30V31H29ZM33 30V31H32ZM112 30V31H111ZM150 30H152V29H150ZM246 30V31H245ZM253 30H254V33H253ZM12 31V32H11ZM28 31V32H27ZM115 32V34H113L114 32ZM135 31H136V33H135ZM245 31V32H244ZM248 31H250V33L248 32ZM7 33V35H6V33ZM14 32V33H13ZM20 32V33H19ZM23 32V33H22ZM32 34V37H31V35H30V33ZM40 32V33H39ZM57 32V33H56ZM84 32H86L85 34H84ZM113 32V33H112ZM135 34H134V33ZM252 32V33H251ZM258 32V33H257ZM9 33V34H8ZM41 33H43V34H41ZM51 33V34H50ZM104 34L103 35V38H105L106 36H107V38H105V41L103 40V39H100V36L102 35V34ZM233 33V34H232ZM242 34V35H239V34ZM247 33H249V34H247ZM5 34V35H4ZM21 34V35H20ZM25 34H29V35H25ZM39 34V35H38ZM40 34H41V36H40ZM67 34V35H66ZM121 34V35H120ZM244 34V35H243ZM10 35L11 36H13V38H11L10 39ZM127 35V38L125 37ZM128 35L129 36H132L133 35V39H129L128 38ZM135 35V36H134ZM190 35V37H188ZM238 35V36H237ZM262 35V36H261ZM9 36V37H8ZM18 36V37H17ZM20 36L22 37V39L20 38ZM28 36V37H27ZM29 36L31 37V38H29ZM43 36V37H42ZM50 36V37H49ZM55 36V37H54ZM77 36V37H76ZM112 36V37H111ZM124 36V37H123ZM192 36V37H191ZM202 36V37H201ZM236 36V37H235ZM240 36V37H239ZM245 36V37H244ZM3 37V38H2ZM5 37V38H4ZM15 37V38H14ZM35 37V38H34ZM39 37H41V38H39ZM47 37V38H46ZM108 37H110V38H108ZM113 37H115L114 39H113ZM186 37H188L187 39H186ZM197 37H199V38H197ZM29 40H28V39ZM33 38V39H32ZM44 38V39H43ZM85 38V39H84ZM101 38H102V36H101ZM231 38V39H232ZM17 39H19L18 40V42L21 40V43H22V45H24L25 43V45L24 46H22L21 45V43H17ZM32 39V40H31ZM36 40V42H35V40ZM46 39H48V41H50L49 43H48V41L46 40ZM108 39H110V40H112V41H110V43L109 42H106ZM184 39V40H183ZM207 39V38H206ZM205 39V40H206ZM230 39V38H229ZM9 40H11L10 41V43H8L9 42ZM15 41V42H13L14 43V45H13V43H12V41ZM43 40H45V42L43 41ZM58 40V41H57ZM227 40H228V38H227ZM3 41V42H2ZM5 41V42H4ZM23 41L25 42L24 44H23ZM27 41H28V43H27ZM67 41V42H66ZM109 41V40H108ZM114 41V42H113ZM117 41V42H116ZM235 41V42H234ZM33 42H35V43H33ZM94 42V43H93ZM116 42V43H115ZM131 42L132 43H134L135 44V46H133V44H131ZM229 42V43H228ZM232 42H233V45H235V46H233V45H230V43L232 44ZM3 43H5L4 45H3ZM12 43V44H11ZM77 43V44H76ZM91 44V46H89V44ZM98 44V45H96V44ZM113 43L115 44V45H113ZM138 43V44H137ZM141 43V44H140ZM205 43V44H204ZM8 44H9V46H8ZM11 44V45H10ZM19 44H20V46H19ZM31 44V45H30ZM35 45V47H36V51H33L34 50V45ZM42 44V45H41ZM49 44V45H48ZM55 44H56V46H55ZM60 44V45H59ZM137 44V45H136ZM6 45V46H5ZM42 46V47H40V46ZM111 45H113V47L111 46ZM139 45V46H138ZM140 45H142V46H140ZM250 45V47H248ZM1 46H3V47H1ZM10 46H12V47H10ZM16 46H17V48H16ZM32 46V47H31ZM50 46V47H49ZM74 47V50H72L73 48H71V47ZM77 46H80L81 48H83V49H81L80 47H77ZM93 46V47H92ZM96 46V50H97V54H96V52H95V49H94V47ZM116 46H118L120 49H118V48H116V50L114 49V47H116ZM121 46H123L125 49H127L128 50V52H131L134 56H135V60H133V58H132V54L131 53H126L127 55H132V56H130L131 57V60L130 59H127V55L125 54V52L127 51H125V50H123L124 52V54L122 55L121 53V48H123V47H121ZM136 46H138V47H136ZM208 46V47H207ZM24 47V48H23ZM28 47V48H27ZM37 47H38V49H37ZM40 47V48H39ZM47 47V48H46ZM53 47V48H52ZM68 47V48H67ZM99 47V49H97ZM141 47V48H140ZM174 47V48H175ZM194 47L197 49H194ZM16 50H15V49ZM31 48H33V49H31ZM42 48V49H41ZM78 48V49H77ZM101 48V49H100ZM139 49V52H138V49ZM232 49V51H231V49ZM234 48V49H233ZM236 48V49H235ZM252 48V49H251ZM14 49V50H13ZM44 49V50H43ZM47 49V50H46ZM50 49H53V50H50ZM89 49H92V51L91 50H89ZM118 49V50H117ZM143 49V51L144 52H146V53H148L149 55H147L146 53L144 54V52L141 54L140 53V51ZM227 49H229V50H227ZM239 49V50H238ZM255 49V51H253ZM3 50V51H2ZM5 50V51H4ZM11 50V51H10ZM30 50H32V52L30 51ZM41 50V51H40ZM46 51V53L44 54L43 53V51ZM50 50V51H49ZM76 50V51H75ZM81 50V51H80ZM105 50V51H104ZM27 51V52H26ZM51 51H56L55 53L54 52H51ZM62 51V52H61ZM78 51V52H77ZM91 51V52H90ZM104 51V52H103ZM108 51V52H107ZM5 52V53H4ZM30 52H31V54H30ZM39 52H41V53H39ZM49 52H51L50 53V55L52 56H54V58H51V59H49ZM65 52V53H64ZM75 52V53H74ZM81 52H82V54L84 55H82L81 54ZM107 52V53H106ZM111 52V53H110ZM120 52V53H119ZM138 52V53H137ZM12 53V54H13ZM16 53V54H17ZM54 53V54H53ZM86 53V54H85ZM88 53V54H87ZM113 53V54H112ZM10 54V55H9ZM39 54V55H38ZM61 54V55H60ZM65 56H64V55ZM80 54V55H79ZM7 55V56H6ZM13 55H15V54H13ZM26 55V56H25ZM45 55V56H44ZM48 55V56H47ZM59 55V56H58ZM73 55V56H72ZM94 55V56H93ZM106 55V56H105ZM116 56L117 57V59L120 61H118L117 59H116V57L115 58H113L114 56ZM119 55H120V57H119ZM5 56V57H4ZM8 56H10V57H8ZM42 56V58H40ZM52 56V57H53ZM62 58H61V57ZM66 56H69V58L71 57L73 60H71L70 61V63H72V64H74L73 66H72V64H70L69 63V60L71 59H67L68 60V62L66 61ZM76 56V57H75ZM85 56H87V57H85ZM142 58V59H140V57ZM157 58H156V57ZM244 56V57H243ZM48 57V58H47ZM64 57V58H63ZM119 57V58H118ZM122 57H124V59H122ZM126 57V58H125ZM138 57V58H137ZM145 57V58H144ZM166 57V56H165ZM169 57L170 56H168V57H166L167 59H169ZM68 58V57H67ZM78 58V59H77ZM84 58V59H83ZM110 58V59H109ZM111 58H112V60H111ZM137 58V59H136ZM45 59V60H44ZM55 59V60H54ZM63 59H65V60H63ZM80 59V60H79ZM84 61H83V60ZM126 59L128 60L126 63H127V65H124L123 66V64L124 63H122V62H124L123 60H125L126 61ZM157 59H159V60H161V62L159 61V60H157ZM231 59H235V60H237V63L240 65V67H239V65L237 66V67H235V69L236 70H240V68H242V67H244L243 68V70H242V74L241 73H238L234 68H233V66H231V64H230V60ZM2 60V61H1ZM39 60H41V61H39ZM63 60V61H62ZM110 60V61H109ZM6 61V62H5ZM17 61V60H16ZM29 61V60H28ZM30 61H31V59H30ZM81 61V62H80ZM83 61V62H82ZM116 61V62H115ZM122 61V62H121ZM131 61H132V64H133V66H132V64H131ZM136 61V62H135ZM138 61H140L141 63L142 62H144V64L142 63V65H141V63L140 62H138ZM162 61H164V62H162ZM171 62L170 64H173L172 65V68L173 69H176L177 71H180L181 69L183 70H187L188 69V75H187V77L188 78H190L191 80H193V81H195V82H197V83H200L201 85L199 86V88H196V90H197V92L199 91L200 92V94H198L197 92L195 93V94H193L192 93V91H190V90H188V89H186L185 88V85H189V84H186V81L187 80H189V82H187V83H190L191 82V80L190 79H188V78H186L184 81L185 82H183L181 79H179V78H177L175 75H173L171 72H172V69H171V67H170V64H169V66H167V64L169 63V62ZM74 62V63H73ZM114 62V63H113ZM18 63V62H17ZM50 63V64H49ZM64 63V64H63ZM95 63H97V64H95ZM106 63V64H105ZM113 64V66L114 65H117L118 66V70H117V67L115 66V68H113V66H112V64ZM130 65H129V64ZM136 63H138V64H136ZM149 63V64H148ZM166 63V64H165ZM8 64V65H9ZM94 64V65H93ZM137 66H136V65ZM236 64V63H235ZM8 65H6V66H8ZM9 65V66H10ZM11 65V66H12ZM55 65H57V66H55ZM69 65V67H67ZM81 65V66H80ZM97 65V66H96ZM129 65V66H128ZM141 65V66H140ZM43 66L45 67V69L47 70V72L45 71V74H43L44 72H43V70H44V68H43ZM82 66H83V68H82ZM131 66V67H130ZM148 66H149V68H148ZM242 66V67H241ZM17 67H19V70H17L18 68ZM23 67H24V69H23ZM133 67V68H132ZM140 67H142V68H140ZM145 67H147V68H145ZM154 67H156L157 69H151V68H154ZM169 67H170V69H169ZM22 68V69H21ZM39 68H40V70L42 71H40L39 70ZM43 70H42V69ZM60 70H59V69ZM65 68V69H64ZM72 68V69H71ZM75 68V69H74ZM105 68V69H104ZM146 70H145V69ZM161 70H160V69ZM247 68V69H246ZM63 69V70H62ZM74 69V70H73ZM87 71H85V70ZM111 69V70H110ZM128 69V70H127ZM136 69V70H135ZM142 71H141V70ZM147 69H148V71L149 72H151L150 74H151V76H149L150 74H148L149 72L147 71ZM159 69V70H158ZM246 69V70H245ZM14 70V69H13ZM24 70V71H23ZM56 70V71H55ZM65 70V71H64ZM69 70L71 71V70H73L74 71V73L75 74H71V73H73V72H69ZM75 70H77L76 72L78 73V75H80V76H78L77 75V73L75 72ZM93 70H96L95 72H93ZM99 70V71H98ZM118 72H117V71ZM247 70H249V71H247ZM66 71H67V73H69L70 75H72V78H73V80H74V77L73 76H77V78H75V79H83V81H85V82H82V83H85L86 85L85 86H88L89 84H90V87H82L83 88V90H85L86 92H87V94H90L91 96H93L94 94H95V96L94 97H91L90 95H86V92L83 94V92L82 93H80V88L79 87H77L74 83V85L76 86V89L78 90V88L80 89L79 91H77L76 89H74V92H75V94H74V92H73V89H70V88H72V87H75L73 84L71 85V83L72 82H70L69 84L71 85H69L68 84V86H70V87H68L67 85L65 86V84H67V83H64L63 84V82H61V81H67V82H69V81H71V79H69V78H67V79H65V80H63L64 78H63V74L65 73V75H66ZM99 73H98V72ZM131 71H133V72H131ZM145 71H147L148 73L146 74V72ZM162 71H163V74H164V77H163V74H160V73H162ZM249 73V75H247V76H245V73H247V72ZM32 72V73H31ZM36 72V73H35ZM58 72H60V73H58ZM31 73V74H30ZM58 73V75H56V77H54V74H57ZM92 73V74H91ZM98 75H97V74ZM126 73V74H125ZM191 73H192V75H191ZM247 73V74H248ZM34 74V75H33ZM69 74H67V75H69ZM102 74V76L100 77V75ZM124 74L126 75L125 77H123L124 76ZM129 74V75H128ZM131 74V75H130ZM157 74H159L158 76H156ZM189 74H190V76H189ZM205 74V75H204ZM65 75H64V77H65ZM93 75V76H92ZM144 75V76H143ZM145 75H148L147 77H145ZM152 75H154V76H152ZM166 75V76H165ZM173 75V76H172ZM207 75V76H206ZM95 76V77H94ZM122 76V77H121ZM133 76V77H132ZM160 76V77H159ZM29 77V78H28ZM40 77H41V75H40ZM54 77V79H52ZM79 77V78H78ZM85 77V78H84ZM120 77V78H119ZM127 77V78H126ZM156 77H158V79H159V82L161 81L162 83V87H164V88H166L167 89V91H169L170 92V94H171V96H167L166 98H164V97H162V96H160L159 95V90H161V84H159L158 82H156V81H158V80H155V79H157ZM22 78V79H21ZM36 78V77H35ZM38 78V77H37ZM41 78V79H42ZM63 78V79H62ZM93 78H94V80H93ZM95 78H96V80H95ZM102 78V79H101ZM103 78H105L107 81H109V83H111V84H109L110 85V87L108 86L107 87V85L108 84H106V80H105V84L102 82V80H103ZM127 79L126 81H125V79ZM131 79V81H129V79ZM137 78V79H136ZM148 78V79H147ZM152 79V80H155V81H151L150 79ZM162 78V80H160ZM39 79V78H38ZM41 79H39V80H41ZM55 79L56 80H58V81H56V84H57V82H60V84L58 83L57 85L55 84ZM62 79V80H61ZM79 79V80H80ZM201 81H200V80ZM203 79V80H202ZM208 79V80H207ZM77 80H74V81H77ZM88 82H87V81ZM97 80H98V82H97ZM137 80H139V81H137ZM145 80V81H144ZM26 81V82H25ZM52 81V82H51ZM101 81V82H100ZM104 81V80H103ZM137 81V82H136ZM152 82V84L153 85H159L158 87H154V89L155 90H157V91H154V89H152L151 87L152 86H150L149 84H151V82ZM79 82V81H78ZM80 82H81V80H80ZM90 82V83H89ZM97 82V83H96ZM146 82V83H145ZM170 82H171V85H170ZM206 82V83H205ZM209 82V83H208ZM87 83H88V85H87ZM101 83H103V85L101 86ZM108 83V82H107ZM156 83V84H155ZM163 83H164V86H163ZM166 83V84H165ZM184 83H185V85H184ZM63 84V85H62ZM96 84H99V85H96ZM114 84V85H113ZM121 84V85H120ZM132 84V85H131ZM151 84V85H152ZM211 84V85H210ZM60 85H62V86H64L65 88L67 87V89H65L64 87H61ZM84 85V84H83ZM96 85V86H95ZM114 87L113 89H116L117 91H115V90H113L115 93H116V95H117V97H115L114 95V92L112 91V94H114L113 95V97H112V94H111V90H112V86ZM58 86V87H57ZM61 88H60V87ZM148 86V87H147ZM166 86V87H165ZM206 86H208V88L206 87ZM97 87V88H96ZM100 87V88H99ZM101 87L103 88L102 90H101ZM121 87H122V90H120L121 89ZM124 87H125V89L126 90H129L130 92H131V94H129L128 93V91H124ZM171 87L173 88V90L171 89ZM50 88H48V90H50ZM57 88V89H56ZM58 88H59V90H58ZM69 88V89H68ZM90 88V89H89ZM106 88V89H105ZM119 90H118V89ZM138 88V89H137ZM109 89V90H108ZM137 91H136V90ZM144 89V90H143ZM148 89V90H147ZM151 89H152V91H151ZM65 90H69V92H70V94H69V96H68V92H66ZM71 90H72V92H73V94L75 95V97L78 95V96H80V97H77V98H75V99H73L72 97H71ZM105 90V91H104ZM141 90V93H142V90H143V92H144V96L142 97H140L139 98V100H141L142 99V101H143V103L141 102L140 104H142L141 106L142 107H146L147 108V110H146V108H143V109H145L144 111H150V112H143V109H140V107H138V103H139V101L137 100L138 99V97H137V95H139V91ZM146 90V91H145ZM150 90V91H149ZM182 90V91H181ZM204 90H206L207 91V94H206V91H205V95H207V98H206V96L204 95H202L204 92H202V91H204ZM52 91V90H51ZM76 91H77V93H76ZM102 91H104V93L102 92ZM120 92V91H122L123 93H121V95L122 96H119V94L117 93V92ZM133 91L135 92V94H137L138 92V94L137 95H135L134 96V94H133ZM148 91V92H147ZM175 91V92H174ZM53 92V91H52ZM57 92H55L54 91V93H56L57 95H55V97H58V99H63L64 100V98H62V95H64V93H62V95L60 96H58V93ZM89 92H92V93H94L93 95H92V93H89ZM108 92V93H107ZM137 92V93H136ZM154 92H155V94H154ZM125 93V94H124ZM128 93V94H127ZM140 93V95H143V93L141 94ZM148 93V95L147 96H145L146 94ZM173 93H175V97L176 98H178V99H182V100H178V99H173ZM77 94V95H76ZM81 94H83V95H81ZM108 94H110V95H108ZM126 94L128 95V97L126 98ZM151 94V95H150ZM157 94V95H156ZM180 95V97H178L179 95ZM102 96V98H101V96ZM123 95H125V98L123 99V100H125L124 102H123V100H122V98L124 97ZM149 95L150 96H152V98L151 97H149ZM153 95H156V96H153ZM184 95V96H183ZM186 95V96H185ZM201 95V96H200ZM65 96V95H64ZM63 96V97H64ZM83 96V97H82ZM96 96H97V98H96ZM106 96V97H105ZM111 96V97H110ZM173 96V97H172ZM187 97V98H184L183 99V97ZM61 97V98H60ZM68 97V98H67ZM135 97H137V99H135ZM154 97H155V99H154ZM171 97V98H170ZM206 99H205V98ZM94 98V99H93ZM113 98H116V99H113ZM146 100V101H144V99ZM167 98H169L168 99V107L166 106V102H165V99H166V101H167ZM147 99H148V101H147ZM150 99H151V101H150ZM189 99V100H188ZM63 100H60V101H58V102H60V105H61V103L62 104H65V102L63 101ZM92 100H93V103H94V101H96V103L97 104H102V106H100L99 105V107H98V105H96V103H94L95 105L91 108V106H92ZM103 100V101H102ZM114 100V101H113ZM122 100V101H121ZM131 100H133L134 101V103L133 102H131ZM135 100H137L138 101V103L135 101ZM154 102H153V101ZM158 102H157V101ZM173 100H175V103H174V101ZM183 100H184V102L186 103V107L189 109V112H188V110L186 109V107L183 105ZM186 100L189 102H186ZM207 100V101H206ZM74 101V102H73ZM101 101V102H100ZM104 101H106V102H104ZM153 102V103H155V104H147L148 102ZM161 101V102H160ZM181 103H180V102ZM70 102V104H71V106H72V108H73V106H74V108L76 109V110H73L72 108H71V106H70V104L68 103V102H66V103H68L69 105H68V107H67V105H62V108H64V111H63V113H65V110L66 109H68V110H66V112L68 113H66L67 115H69L70 113H71V110H73L72 111V113H74L75 111H77V109H78V111L77 112H79V113H77V112H75L73 115H72V119H73V117L75 118V120L77 121V118H80V119H82V120H84V122L86 121V122H88L87 124H89V121L90 122H93L91 125L93 126L94 125V123L96 122V125H94V127L96 126L97 127V125H98V123H97V120H96V118L94 119L93 118V120H91L92 118L90 117H88V119L86 120V118L84 119V117L82 116V113H83V109L85 108H83L81 111H79L80 110V108H78L79 106L77 105V102L75 103V105H73L72 103ZM110 103V104H108V103ZM128 102V103H127ZM136 102V103H135ZM145 102V103H144ZM171 102V103H170ZM103 103H106V104H108V105H106V106H108V107H104L103 106ZM125 103H127V105L129 104L130 105V107L129 108H131V109H136L135 111H137L138 113H136L135 111H133V110H131V111H128V112H130L129 114H127V111L126 110H128L127 109V107H125L126 105H125ZM163 103V104H162ZM175 104V106H174V109H176V110H178V112L180 111H182V109L185 111V112H181V113H185V114H187V116L186 115H184L183 114V117L184 116H186L187 118H189V119H185V117L183 118L181 115V113H177V111H175V110H172L173 108V105ZM176 103H179V104H181L180 106L178 105V104H176ZM184 103V104H185ZM145 104V106H143ZM147 104V105H146ZM162 104V105H161ZM172 104V105H171ZM113 107H112V106ZM121 105V106H120ZM125 105V106H124ZM134 105H137V106H134ZM153 105V106H152ZM157 107H155V106ZM172 106L171 107V113H173V111H174V113H175V115L177 116V114H179V118L181 117V122H179L180 121V119H176V118H173V116L175 117V115H173V114H171L170 113V110H168V112L167 113H165V110L163 109V107L164 108H166V110L169 108V106ZM183 105V106H182ZM67 108H66V107ZM117 106V107H116ZM140 106V105H139ZM148 106V107H147ZM151 108H156V109H150V107ZM161 106V107H160ZM177 106H179V109H178V107ZM100 107H104V108H100ZM110 107H112V108H114L115 110L113 111L112 109L110 110ZM139 108V111H141L142 110V112H143V114H144V116H145V114L146 113H150V114H148V115H150L152 118H155V122H153L154 121V119H152V118H149V116H146V117H144L143 116V114L141 113V112H139L138 111V108ZM181 107V108H180ZM185 107V108H184ZM61 108V109H62ZM66 108V109H65ZM71 108V109H70ZM94 108H96V109H94ZM99 108V111L100 112H98L97 111V109ZM122 108V109H121ZM123 108H124V111H123ZM125 108H126V110H125ZM196 108H197V111H196ZM87 110H88V108H86ZM85 109V110H86ZM91 109H93V110H91ZM108 109V110H107ZM195 109V110H194ZM94 110H96L94 113H93V111ZM104 110H107V111H104ZM130 110V109H129ZM158 110V111H157ZM163 110V111H162ZM103 111V112H102ZM111 111V112H110ZM195 111V112H194ZM1 112V111H0ZM2 112H3V110H2ZM80 112H82L81 113V117L79 116V114H80ZM87 112V111H86ZM108 112H110V116L109 115H107L108 114ZM113 112H114V114H113ZM126 113V115H125V113ZM135 112V113H134ZM152 112H153V114H152ZM162 112H164L163 114H161ZM188 112V113H187ZM71 113V114H72ZM76 113H77V115H76ZM98 113V114H97ZM101 113H104V114H101ZM112 113V114H111ZM134 113V114H133ZM161 114V115H158V114ZM196 113V114H195ZM85 114V113H84ZM83 114V115H84ZM86 114H88V113H86ZM85 114V115H86ZM153 116H155V117H153ZM167 114V116L165 117L164 115H166ZM169 114H171V115H169ZM181 114V115H180ZM190 114H192V115H197V116H194V118H193V116L191 115L190 116ZM5 115V114H4ZM84 115V116H85ZM106 115V116H105ZM113 115V116H112ZM131 115V116H130ZM6 116V115H5ZM77 116H79V117H77ZM88 115H86V117H87ZM118 116V117H117ZM123 116V117H122ZM188 116H190V117H192L193 119H195L196 118V120H193L194 122H192V119L190 118V117H188ZM77 117V118H76ZM122 117V118H121ZM135 117V118H134ZM137 117V118H136ZM144 117V118H143ZM168 117V118H167ZM177 117V118H178ZM211 117V118H210ZM112 118V119H111ZM114 118V119H113ZM117 118V119H116ZM158 120H157V119ZM162 118V119H161ZM108 119H110V120H108ZM137 119L139 120L138 121V124H137ZM170 119V120H169ZM175 119V120H174ZM184 119V120H183ZM197 119L199 120V122H201V124H200V126H198L199 125V122H197ZM219 119V120H218ZM74 120V119H73ZM74 120V121H75ZM95 120V121H94ZM100 120V119H99ZM101 120H102V118H101ZM124 120V121H123ZM153 120V121H152ZM157 120V121H156ZM173 120L176 122L177 121V123L175 124V122H173ZM110 121V122H109ZM113 121H116V123L114 122L113 123ZM121 121L124 123H126V124H122L121 123ZM143 123H142V122ZM162 121H164V123L162 122ZM172 123V125H171V123ZM206 121V122H205ZM80 122H82V121H80ZM112 122V123H111ZM118 122V123H117ZM135 122V123H134ZM150 122V123H149ZM169 122V123H168ZM184 122V123H183ZM195 122H197V124L195 123ZM205 122V123H204ZM220 122V123H219ZM104 123H106V122H104ZM120 123V124H119ZM154 123V124H153ZM157 123V124H156ZM174 123V124H173ZM180 123V124H179ZM195 123V124H194ZM78 124H80L79 122H78ZM89 124V125H90ZM108 124H109V126H108ZM136 124V125H135ZM145 124V125H144ZM162 124H163V126H162ZM166 124V125H165ZM168 124V125H167ZM204 124H209V127H211V131H213L214 133L215 132H217L216 133V136L218 135V136H223L224 134H228V137L229 138H226V139H221V140H223V141H221V143L219 142V144H220V146H223V147H225L224 149H225V151H228L227 152V157L228 156H230L229 158H231L232 156H234V158H233V160L234 159H237V160H239V161H237V160H235V163H237V162H240L241 161V166H243V164H244V166H246V167H244L243 166V168L244 169H247L250 173H253V175H254V178L256 179V184H255V181L253 182V180H254V178H253V175L252 174H249L248 173V171L247 170H245L248 174H249V177H250V179H251V185H250V187H248V189L249 188H251L249 191H253V192H251V195H250V192L248 191V195L250 196V197H248V195L245 197V198H250V200H253L254 199V197L256 196V198H255V200H253V202H254V204L255 205H257L258 207V210L260 209V213H259V211L257 212V208L255 209V205H252V204H250V202H248L249 201V199H248V201H247V199H239L238 197H236V194L233 192V190H232V188L230 187V183L228 182V179H227V177L225 178V176H226V174L228 173V174H230V172L228 171V170H230V169H228L229 167H228V165H227V163H225L226 165H225V167H227V168H225L224 170H226V172H224V174H221L220 173V171H221V169L223 170V166H219L218 168H219V170H218V168H217V166L218 165H220V161H217V156H219L218 155V152L215 150V148H214V146H216L215 145V143H217L216 141H218V139L216 140H214V141H212V142H214V144L213 145H211L210 146V144H212V143H210V141L208 142V141H206V140H204V139H206V138H204V139H202L201 137L203 136V134H202V131H201V129L202 128H200L201 127V125H204ZM219 124V125H218ZM121 125V126H120ZM123 125V126H122ZM141 125H143V128H141L142 126ZM150 125V126H149ZM161 125V126H160ZM173 125H175V127L174 128H176L177 130H179V131H177L176 129L175 130H173L174 128L172 127L171 128V126H173ZM185 125V126H184ZM212 125V126H211ZM91 126V127H92ZM104 126V128L106 127V130L104 129V131H102L103 129H102V127ZM141 126V127H140ZM144 126H145V128H144ZM147 126L148 127H150V129H156L155 130V132H154V130H150L149 128H147ZM155 126V127H154ZM165 126V127H164ZM184 126V127H183ZM187 126H189V127H187ZM198 126V127H197ZM95 127V128H96ZM153 127V128H152ZM157 127H159V128H157ZM162 127V128H161ZM170 129L171 128V130H173V131H171V130H169L168 128ZM214 127V128H213ZM130 128V129H129ZM165 128L167 129V131H170V132H168V133H166L167 131L165 130ZM185 130H184V129ZM190 128H191V130H190ZM97 129V128H96ZM200 129V131H198ZM133 130V131H132ZM145 132H144V131ZM190 130V131H189ZM107 131V132H106ZM143 131V132H142ZM154 133H159V134H157L156 136H154L155 134H153V132ZM159 131V132H158ZM164 131V132H163ZM177 131V132H176ZM187 131H188V133H187ZM192 131H194L193 132V135L191 134L192 133ZM198 131V132H197ZM136 132V133H135ZM176 134H175V133ZM201 134H200V133ZM213 132H211V134H212V136H213ZM109 133V134H110ZM148 133H151V134H153L152 135V137L150 138V136H151V134L149 135ZM165 133V134H164ZM169 133H170V135H169ZM173 133V134H172ZM184 133V134H183ZM110 134V135H111ZM122 134V135H123ZM141 134V135H140ZM186 134V135H185ZM188 134H189V136H188ZM196 134V135H195ZM221 134V135H220ZM126 135V134H125ZM125 135H123V136H125ZM160 135V136H159ZM167 135H168V137H167ZM181 136V138H180V136ZM194 135H195V137H194ZM113 136H114V138H113ZM117 136V137H116ZM154 136V137H153ZM165 136V137H164ZM185 137V138H183V137ZM190 136H191V138H190ZM201 136V137H200ZM215 136V137H216ZM140 137V138H139ZM159 137H160V139H159ZM167 137V138H166ZM176 137V138H175ZM180 138V139H178V138ZM197 137V138H196ZM204 137V136H203ZM115 138H116V140H115ZM154 138H156L155 140H154ZM157 138L159 139V140H157ZM166 138V139H165ZM190 138V139H189ZM192 138H194V140H191ZM195 138H196V140H200V142H197L196 140H195ZM200 138V139H199ZM211 138V137H210ZM210 138H208L209 140H210ZM213 138V137H212ZM111 139H113V140H111ZM164 139V140H163ZM202 139V140H201ZM228 139V140H227ZM121 140V139H120ZM145 140H146V142H145ZM161 140V141H160ZM163 140V141H162ZM170 140H171V142H172V144H174L175 146H176V144H177V148H178V150H182L180 153H181V155H182V158L180 157V153L179 154H177L178 152L176 151V152H174L175 150H177V148H175V146H174V148H170V147H172L173 145H171V144H168L167 146H169L168 148L166 147V143L169 141V143H171L170 142ZM182 141V142H180V141ZM151 141L154 143H151ZM160 141V142H159ZM175 141V142H174ZM177 141V142H176ZM187 141V142H186ZM111 142H109V143H111ZM128 143V144H130V146H131V148H129L130 146H128L127 144H125V143ZM132 144H131V143ZM137 142V143H136ZM148 142H150V143H148ZM158 142V143H157ZM165 142V143H164ZM195 142H197V143H195ZM144 143V144H143ZM179 143V144H178ZM185 143V144H184ZM195 143V144H194ZM199 143V144H198ZM210 143V144H209ZM116 144V143H115ZM116 144V146L118 147V145ZM124 144V145H123ZM161 144V145H160ZM183 144V145H182ZM196 144H198V145H196ZM132 145H134V146H132ZM135 145H137V146H135ZM140 145H141V147H140ZM179 145V146H178ZM200 145H202V146H200ZM230 145V146H229ZM124 146V147H123ZM157 146V147H156ZM212 146H213V148H214V150L216 151V153H217V155L215 156V152H214V150L212 149ZM156 147V148H155ZM166 148V151H165V149L164 148ZM181 147V148H180ZM120 148H118V149H120ZM154 148V149H153ZM186 150L187 149V151H185V156L183 155V153L182 152H184V149ZM201 148V149H200ZM129 149V150H128ZM141 149H142V151H141ZM149 149L150 150H153L152 152L150 151V153H149ZM161 150V152H160V150ZM172 149V150H171ZM198 150L197 152L196 151H194V150ZM148 150V151H147ZM156 150V151H155ZM171 150V151H170ZM204 150V152H202ZM122 151V150H121ZM142 152V155H141V153H140V155L141 156H138V153L139 152ZM160 153H159V152ZM164 151V152H163ZM189 151V152H188ZM194 151V152H193ZM230 151H231V154H230ZM132 152V153H131ZM154 152V153H153ZM174 152V153H173ZM189 153V154H191L190 152H193V155H195V157L193 156V155H187L186 153ZM198 152H199V155L200 156H197L196 154H198ZM214 152V153H213ZM164 153H166V154H164ZM195 153V154H194ZM228 153H229V155H228ZM155 154V155H154ZM170 154V155H169ZM259 154V155H258ZM179 155V156H178ZM232 155V156H231ZM262 155V156H261ZM143 156V157H142ZM155 156V157H154ZM163 156V158H161ZM187 156H189V158H187ZM196 156H197V158H198V160L196 159ZM207 156H208V159H209V161H208V159H207ZM235 156H236V158H235ZM139 157H141V158H139ZM165 157V158H164ZM199 157H200V159H199ZM220 157V156H219ZM218 157V159L220 160L222 157H220L219 158ZM240 158L241 159V157L243 158V159H238V158ZM131 158V159H132ZM152 158V159H151ZM156 158V160H158L159 159V161L153 166L152 165V167H154V169L152 168V170L150 169V164H153L152 163V161H153V159H155ZM167 158V159H166ZM169 158H170V160H172V162L169 160ZM191 158V159H190ZM245 158V159H244ZM150 159V160H149ZM160 159H164V161H162V160H160ZM188 159H190V160H188ZM167 160V161H166ZM186 160V161H185ZM188 160V161H187ZM195 162H194V161ZM200 160V161H199ZM222 160V159H221ZM249 160V161H248ZM166 161V162H165ZM174 161V162H173ZM245 163H244V162ZM144 162V161H143ZM155 162V161H154ZM162 162V163H161ZM168 162V163H167ZM186 162V163H185ZM191 162V163H190ZM202 162V163H201ZM212 164H210V163ZM138 163V164H137ZM173 163V164H172ZM200 163V164H199ZM205 163H207V164H205ZM214 163V164H213ZM222 163H224L223 161H222ZM221 163V165H223ZM167 164V165H166ZM193 164V165H192ZM210 164V165H209ZM239 164V163H238ZM136 165H138V166H136ZM157 165V166H156ZM162 165V166H161ZM178 165V166H177ZM214 165L216 166V168L214 167ZM239 165V166H240ZM166 166V167H165ZM173 166V167H172ZM184 166V167H183ZM191 166V167H190ZM201 166H203V167H201ZM206 166V167H205ZM210 166H211V170H210ZM158 167V168H157ZM175 167V168H174ZM190 167V168H189ZM157 168V169H156ZM176 168H178V170H174V169H176ZM193 168H194V170H193ZM204 168V169H203ZM221 168V169H220ZM139 169H143L142 167L140 168L139 167ZM187 169H190V170H187ZM208 169V170H207ZM161 170V171H160ZM207 172H206V171ZM173 171V172H172ZM175 171V172H174ZM177 171V172H176ZM180 171V172H179ZM196 171H198V172H196ZM202 171V172H201ZM210 174H209V173ZM211 172H212V174H211ZM159 173V174H158ZM191 173H193V174H191ZM196 173V174H195ZM208 173V174H207ZM223 173V172H222ZM226 173V174H225ZM191 174V175H190ZM214 174H217V175H214ZM220 174H221V176H220ZM227 174V175H228ZM178 175V174H177ZM193 175H194V177H193ZM196 175V176H195ZM213 175L215 176V177H213ZM223 175H225V176H223ZM183 176H185V178H183ZM191 176V177H190ZM201 176V177H200ZM212 176V177H211ZM169 177V178H168ZM171 177H174V180H173V178L171 179ZM178 177V178H179ZM187 177V178H186ZM196 177V178H195ZM208 177H209V180L211 179V181H209L208 180ZM203 178V179H202ZM212 178H217V180H212ZM219 178V179H218ZM224 178V179H223ZM161 179H163V181L161 180V184H163L162 182H165L164 181V178H161ZM192 179V180H191ZM193 179H199L198 181L197 180H193ZM184 180V181H185ZM225 180V181H224ZM226 180H227V182H226ZM176 181V180H175ZM188 181V182H189ZM194 181H196V182H194ZM201 181H203V183L201 182ZM213 181L214 182H217L216 184H218L217 186H216V184H215V186L216 187H222L221 189H222V191L223 192H225L226 190H227V193L225 192V193H221V189L220 188H218L217 190H216V188H215V190H213L214 189V187L215 186H213L214 185V183H213ZM171 182V181H170ZM171 182V183H172ZM193 182H194V184H193ZM200 182V183H199ZM206 182H208V183H206ZM221 182V183H220ZM224 182V183H223ZM225 182L227 183V185L225 184ZM178 183V182H177ZM202 183V187H200L199 185ZM204 183H205V185L207 186H204ZM223 183V184H222ZM253 183V184H252ZM199 184V185H198ZM210 184H213V185H210L212 188H211V190H213V194L216 196V194H218V193H221L220 195L221 196H219V194L217 195V196H219V198L221 199L222 197V199L220 200L218 197V199H219V202L216 200V202H215V197H211L213 194H212V192H211V190L209 189V191H210V193L212 194H210L209 193V191L207 192L206 191V194H208L207 196H206V194H205V192L203 193V191H205V190H208V188H210L209 187V185ZM222 184V185H221ZM224 185L226 186V187H224ZM255 185H257V187L255 186ZM258 185H259V187H260V189H257V188H259L258 187ZM33 186H35L34 187V189L36 190V192H35V194H40V193H44L45 191H43L44 189H45V186H44V184H42V183H39V182H37V183H35V185H33ZM198 187V188H197ZM204 187H205V190H204ZM207 188V189H206ZM227 188V189H226ZM255 188H256V190H255ZM193 189V190H194ZM224 189H226V190H224ZM253 189V190H252ZM203 190V191H202ZM256 192H255V191ZM259 190V191H258ZM39 191H40V193H39ZM215 191V192H214ZM261 191V192H260ZM217 192V193H216ZM202 193V194H201ZM252 193H254V194H252ZM262 193V194H261ZM34 194V195H35ZM258 194H260V195H258ZM202 195H203V197H202ZM211 195V196H210ZM213 195V196H214ZM232 196V197H231ZM48 197V196H47ZM46 197V199H45V203L47 204V207H48V209L49 210H46L45 212L44 211H40L39 212V214H41V216H40V220L42 221L43 219H44V221H42V222H45L48 226L50 225V226H52L53 225V223H54V225L57 223L59 226H60V228H61V231H62V233L65 235V231H64V229H63V227H62V225H60V220H59V213H56L55 211H53L54 210V208H53V204L52 203H50L51 201H50V198L48 199ZM226 199H225V198ZM252 197V198H251ZM202 198H204V199H202ZM206 198H208L209 200V203H211V205H212V208H211V206L209 205V203H208V201H205L206 200ZM215 198V199H214ZM229 198H233V199H229ZM260 199H262V200H260ZM47 200V201H46ZM199 200H201V202H200V204H199ZM226 200V201H225ZM229 200H231L232 202H230L229 203ZM233 200H235V201H233ZM242 200V201H241ZM257 200H258V202H257ZM124 202H126V203H128L126 200H123ZM214 201V202H213ZM212 202H213V204H212ZM233 203H235V204H238V207L236 208V206L237 205H232ZM6 204V205H5ZM51 205V206H49V205ZM244 206H243V205ZM259 204H260V206H259ZM5 205V206H4ZM210 207H209V206ZM232 205V206H231ZM4 206V207H3ZM3 206H2V208H1V210H0V213L2 212V213H6V212H8L9 211V209H10V205L8 204L7 205V202H5L4 204H3ZM230 206V207H229ZM255 206V207H254ZM201 207H202V205H201ZM241 209H240V208ZM52 209V211H51V209ZM208 208V209H207ZM247 210H246V209ZM3 209V210H2ZM23 209V210H22ZM237 209V210H236ZM238 209H239V211H238ZM20 211H23V212H26V211H28V207H26V206H24L23 208H21L20 209ZM49 211V212H48ZM204 211V213L206 214V215H208V213L207 212H205ZM240 212V213H239ZM242 212V213H241ZM246 213V214H248V215H244V213ZM249 212H250V215L252 214L253 215V218H251L250 220H248V216H250L249 215ZM2 213L0 214V219H1V217L2 216H4V215H2ZM15 213V212H14ZM45 213V214H44ZM202 214H203V212H202ZM237 214V215H236ZM11 215H13V213L11 214ZM10 215V216H11ZM44 215V216H43ZM259 215H260V217H259ZM233 216V215H232ZM244 216H245V218H244ZM254 216H255V218H254ZM12 217V216H11ZM246 217H247V219H246ZM2 219H3V217H2ZM135 219H138L139 220V224L141 225V227H142V231H143V234L147 237V240H149L148 241V243H149V247H151L152 249V253H153V255H155V259H157L158 260V262L160 261L161 262V264H172V263H176L175 261H177L176 260V258L175 257H173L172 258V260H174V261H171V260H169V258H167V257H169V255L167 254V256H165L166 254H163V253H165V252H162L163 250H162V244L160 243V242H158L159 240L161 241H165L164 240V238H163V236H161V233L159 232L158 234H156V236L155 235H153L152 233H150V231H149V229H148V227H147V225H145L146 224V220L144 219V217H140L139 215H138V213L136 214V218ZM235 219V218H234ZM253 219V220H252ZM255 219V220H254ZM49 220V221H48ZM246 220H248V222L246 221ZM262 220V221H261ZM251 221V222H250ZM254 221V222H253ZM234 222H235V220H234ZM238 221H236V223H237ZM250 222V223H249ZM261 222V223H260ZM56 224V225H57ZM263 226H262V225ZM261 225V226H260ZM246 227V228H247ZM252 227V226H251ZM250 228V227H249ZM248 228V229H249ZM256 229V230H253V229ZM254 228H250V229H252V230H249L248 232L250 233H248L249 234V236L251 235V237H250V239H256L255 238V233L258 235H256L257 236V243H259V244H257L256 243V241H255V244H257V246L258 245H260L261 247H263L264 245H262V243H264V239H262L261 241H262V243H261V241L259 240V238H260V236H261V238H263L264 237V232L262 231V230H260V232L258 231L257 232V228L256 227H254ZM26 230V229H25ZM24 230V231H25ZM247 230V229H246ZM64 231V232H63ZM250 231H252V232H254L253 233V235H252V232H250ZM261 231H262V234H263V236H262V234H261ZM247 232V231H246ZM245 232V233H246ZM247 234V235H248ZM63 235V236H64ZM158 238V239H156V238ZM40 237L38 236H36V238L34 237V239L32 238V240H31V244H37L38 242H40V239H39ZM260 238V239H261ZM38 239V240H37ZM66 240V241H65ZM254 241V240H253ZM33 242V243H32ZM60 243H63V245L62 246H64L65 248V250H66V252H68V253H70L71 252V255L73 256V243L72 242H70V240L66 237V236H64V238H63V240L60 242ZM72 244V245H71ZM161 246V247H160ZM72 247V248H71ZM260 247V249H262L261 251L263 252L264 251V247L263 248H261ZM164 248V247H163ZM258 248H259V246H258ZM70 250V251H69ZM184 251H185V249H183ZM8 251H5L4 252V254H6L5 255V257L7 256L8 257V253H7ZM162 252V253H161ZM15 255H18V254H15ZM163 255V256H162ZM74 256H75V254H74ZM180 257L181 256H183V253H180V255H179ZM5 257H4V259H5ZM74 258V257H73ZM167 260H169V261H167ZM74 261L77 263V264H80L79 263V261L76 259V257H75V259H74ZM167 261V262H166ZM159 262V263H160ZM75 263V264H76ZM5 264H6V262H5ZM7 264H11V263H9V262H7Z\"/></svg>",
    "mask_w": 264,
    "mask_h": 264
}]
</instances>
